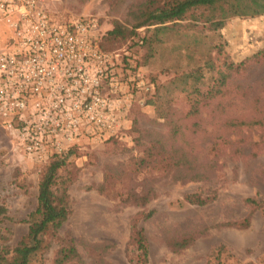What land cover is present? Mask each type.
Listing matches in <instances>:
<instances>
[{
    "label": "rangeland",
    "instance_id": "obj_1",
    "mask_svg": "<svg viewBox=\"0 0 264 264\" xmlns=\"http://www.w3.org/2000/svg\"><path fill=\"white\" fill-rule=\"evenodd\" d=\"M143 1L48 0V9L61 20L96 17L102 38L116 20L130 26V11ZM197 14L162 33L164 42L153 55L141 41L150 33L144 28L111 51L123 84L120 128L84 139L63 154L67 163L59 175L69 185L72 215L62 233L72 234L87 264L100 255L103 264H134L127 252L131 223L144 211H154L150 219H140L149 239V264H210L212 251L222 245L234 257L230 262L264 264V207L253 210L246 203L264 200V56L256 57L264 51V15L231 17L215 29ZM9 37L0 22V50ZM209 58L211 71L205 67ZM198 67L204 69L199 90L205 101L190 116L192 102L171 89V81ZM154 139L177 156L180 167L137 176L134 161ZM49 161L23 155L0 127V197L7 208L0 227L13 245L28 230ZM106 171L126 172V185L150 186L155 197L144 208L107 197L98 190ZM194 192L217 198L207 206L185 203L184 196ZM248 216V228L234 226ZM185 235L195 237L189 247L169 248L170 239ZM55 248L46 264H52Z\"/></svg>",
    "mask_w": 264,
    "mask_h": 264
},
{
    "label": "built area",
    "instance_id": "obj_2",
    "mask_svg": "<svg viewBox=\"0 0 264 264\" xmlns=\"http://www.w3.org/2000/svg\"><path fill=\"white\" fill-rule=\"evenodd\" d=\"M48 0H0L10 37L0 50V127L37 163L120 128L116 53L94 16L57 18Z\"/></svg>",
    "mask_w": 264,
    "mask_h": 264
},
{
    "label": "trees",
    "instance_id": "obj_3",
    "mask_svg": "<svg viewBox=\"0 0 264 264\" xmlns=\"http://www.w3.org/2000/svg\"><path fill=\"white\" fill-rule=\"evenodd\" d=\"M191 13H198V18L219 29L223 28L231 17L264 15V0H144L130 11V26L118 20L113 22V27L100 39V48L104 52L116 50L128 40L136 38L139 30L144 28L150 33L145 34L141 41L149 46L150 54L153 55L164 42L161 34L171 31L174 28L173 24ZM256 55L257 58L264 56V51ZM209 64H214L210 58L206 61L205 67H210V71L214 70V66ZM203 70L202 67H198L171 81V89H179L192 102L190 116L196 114L200 104L205 101V97L199 90L205 79ZM158 96L160 99L163 98L160 91ZM176 159L177 156L170 152L160 139H154L145 148L143 155L135 159L132 173L138 176L148 171H172L180 167ZM66 163L64 155L54 156L47 163L39 181L37 206L29 215L28 230L20 241L14 245L11 244L0 227V264H46L45 256L55 247L52 264H87L72 234L62 233L64 225L72 215L69 185L59 175V171ZM125 175H127L126 172L106 171L104 181L98 188L99 192L119 200L123 205L144 208L153 200L156 190L145 184L140 188L126 185L123 177ZM184 175L181 174V176ZM216 198L215 194L194 192L186 194L183 199L189 205L207 206ZM246 203L253 210L264 207V200L249 198ZM6 214L7 208L0 197V220ZM153 214L154 211L140 212L131 223L127 252L134 264L150 263L149 239L145 228L140 224V219L146 221ZM250 224L251 217L248 216L234 223V226L248 228ZM194 238L192 235L173 238L168 241V246L173 251H180L189 247L194 242ZM232 257L226 246L222 245L212 251L210 264H254L253 262L244 263L238 259L230 262ZM90 264H103L101 255Z\"/></svg>",
    "mask_w": 264,
    "mask_h": 264
}]
</instances>
